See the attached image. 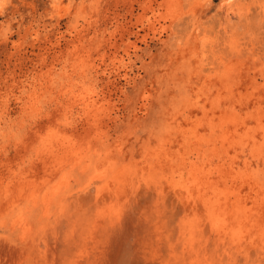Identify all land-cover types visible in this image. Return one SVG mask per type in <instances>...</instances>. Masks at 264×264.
Returning <instances> with one entry per match:
<instances>
[{
  "label": "rangeland",
  "instance_id": "obj_1",
  "mask_svg": "<svg viewBox=\"0 0 264 264\" xmlns=\"http://www.w3.org/2000/svg\"><path fill=\"white\" fill-rule=\"evenodd\" d=\"M2 2L0 264H179L190 230L201 264H264V0ZM215 145L236 176L203 190ZM226 195L249 254L210 231Z\"/></svg>",
  "mask_w": 264,
  "mask_h": 264
},
{
  "label": "bare ground",
  "instance_id": "obj_2",
  "mask_svg": "<svg viewBox=\"0 0 264 264\" xmlns=\"http://www.w3.org/2000/svg\"><path fill=\"white\" fill-rule=\"evenodd\" d=\"M233 1L234 0H227V2H224L225 3V6H227V5H230L231 3H233ZM224 6V7H225ZM3 8V2H2V0H0V10ZM241 8H239V10H240ZM228 10L230 11L231 9L230 8H228ZM230 14H234V11L232 10V11H230ZM208 59H209V57L208 56H204L203 58H202V60H201V64L202 65H209L208 64ZM255 66H256V64H255ZM254 69H255V67H254ZM258 72V71H257ZM261 76V75H260ZM263 97V96H262ZM262 99V98H261ZM257 100H259V99H255V102H254V100L252 99V100H249V102H250V104H251V106H252V108L254 109V111L252 112V113H249V114H251V115H256V118H257V114L259 115V114H261V116L263 117V114H262V112H260L261 111V107L260 106H263V105H261V102H259V101H257ZM75 101V100H74ZM248 106V105H247ZM219 117H220V119H221V121L222 120H224V119H226L225 118V115H226V113L220 108L219 109ZM232 114V115H231ZM229 118H228V121L226 122V124H225V126L224 127H220V128H222L223 129V131H224V137H223V139L221 140L222 141V143H221V145L224 143V142H226V141H229L231 138H232V136H233V134L234 133H236V132H238V131H242V133H244V134H247L248 135V124L246 123V121H244V120H241V121H238V119H237V116L238 115H236L235 114V109L234 110H232V112H230V114H229ZM257 121H258V123L261 125L260 127H258V132H259V138H261L262 140H263V145H262V147H263V149H264V131L261 133L260 132V130L261 129H263L264 130V122H263V118L262 119H259V117L257 118ZM261 121V122H260ZM210 123L211 124H214L215 122L214 121H210ZM229 123V124H228ZM262 123V124H261ZM255 124V123H254ZM233 127H232V126ZM223 126V125H222ZM231 126V127H230ZM213 127L215 128L216 127V125H213ZM233 128V129H232ZM237 136V135H236ZM216 138V137H215ZM211 140V139H210ZM217 141V140H216ZM180 142H181V140H180ZM198 142V144H197V147H198V149L200 150V147L202 148L204 145L206 146L207 145V141L205 140V139H203V138H201L200 140H198L197 141ZM215 142V141H214ZM250 142V141H249ZM216 143V142H215ZM211 144V143H210ZM226 144V143H225ZM195 147H196V145H194ZM193 146V147H194ZM215 147H216V145H215ZM217 148V147H216ZM216 148H213L214 150L212 151V152H214V156H213V159H217V162L218 163H213L214 161L213 160H211V167H213V172L211 171L210 173H209V176L206 178L207 179V181L204 183V184H202V186H203V190H207V189H209V188H212L213 186H215V185H217V182H219L218 183V185H220V180H225V179H230V177H232V178H235V173L234 172H232V173H230V177H228L227 178V175H225V167L229 164V162H231L230 161V159L228 158V155H224L223 154V152H217V150H219V147L216 149ZM221 149V148H220ZM196 150V149H195ZM220 151V150H219ZM166 152V151H165ZM168 152V151H167ZM199 152H202V151H199ZM233 152V151H232ZM62 153V152H61ZM211 153V152H210ZM226 153V152H225ZM73 154V153H72ZM190 154H191V152H190ZM194 154V153H193ZM202 154V153H201ZM163 155H165L164 153H163ZM203 155V154H202ZM240 155V154H239ZM186 156V155H185ZM165 157V156H164ZM175 157V156H174ZM202 157V156H201ZM74 158V157H73ZM169 158V157H168ZM51 159V158H50ZM54 159V158H53ZM182 160V159H181ZM165 161V160H164ZM163 161V162H164ZM178 161V160H177ZM184 162H186V161H184ZM165 163V162H164ZM170 163V162H169ZM181 163V162H180ZM196 163V162H195ZM234 163H232V165H233ZM193 166V165H192ZM183 167V166H182ZM198 169V168H197ZM198 172V171H197ZM227 172V171H226ZM176 173V172H175ZM239 173V172H238ZM194 174V173H193ZM197 174V173H196ZM211 174H218V178H217V180L216 179H213V177H211L210 175ZM199 175V174H198ZM205 175V174H204ZM229 175V174H228ZM216 177V176H215ZM250 177V176H249ZM198 178V177H197ZM246 178V177H245ZM242 179V178H241ZM254 179V178H253ZM252 179V180H253ZM256 179V178H255ZM227 180H225V182H227ZM235 180V179H234ZM239 180V179H238ZM247 180H249V179H247ZM251 180V181H252ZM231 181V180H230ZM246 181V180H245ZM250 181V180H249ZM253 182V181H252ZM251 183V182H250ZM259 183V182H258ZM178 184V183H177ZM223 184V183H222ZM221 184V185H222ZM240 184V183H239ZM29 185V184H28ZM33 185V184H32ZM179 185V184H178ZM220 185V186H221ZM227 185H228V183H227ZM241 185V184H240ZM249 185V184H248ZM200 186H201V183H200ZM32 187V186H31ZM251 187V186H250ZM255 187H257V186H255ZM261 187V186H260ZM217 188H219V187H217ZM216 188V189H217ZM252 188V187H251ZM258 188V187H257ZM200 189H201V187H200ZM236 190H238V189H236ZM257 190V189H256ZM176 191H178V190H176ZM201 191V190H200ZM207 192V191H206ZM223 192V191H222ZM225 192V191H224ZM231 192V191H230ZM182 193H184V192H182ZM212 193V192H211ZM252 193V192H251ZM257 193V192H256ZM259 193V192H258ZM206 194V193H205ZM237 195H238V193H236ZM183 195H185V193L183 194ZM188 195V194H187ZM220 195V194H219ZM218 195V196H219ZM229 195H231L232 196V193L230 194L229 193ZM251 195V194H250ZM262 195V194H261ZM163 196V195H162ZM180 196V195H179ZM189 196V195H188ZM218 196H215V200L213 201V203L211 202V203H204V206L205 207H207L208 209H209V212H211V213H216L217 212V216H218V218L216 219V220H214V221H212V226L210 227V231H214L215 233H217V235H215V236H217L218 238H217V240L216 241H218L219 243H220V245H221V247L224 245V247H223V252L225 253V254H230L231 253V250H233V249H237V251H240V250H242V252H244V253H247V254H249V252H248V249H249V247H248V238H245V237H239V236H237V235H235L234 233H232L231 232V229H230V227L229 226H225V222H226V220H225V218H223V214L225 215V213H227L226 212V209H224L225 207H228V205L230 204V201H231V199H230V197L228 196V195H226L223 199H218ZM240 196V195H239ZM249 196V195H248ZM220 197H221V195H220ZM252 197V196H251ZM260 197V196H259ZM258 197V198H259ZM233 198H234V196H233ZM218 199V200H217ZM203 200V199H202ZM235 200H236V198H235ZM238 201V200H237ZM262 201V200H261ZM192 202V201H191ZM196 202H198V201H196ZM235 202V201H234ZM186 203V202H185ZM197 204H199V203H194L193 205L190 203V204H188V206L190 207V209H192L193 211H198L199 209H200V205L199 206H197ZM201 204V203H200ZM234 204V203H233ZM213 205V206H212ZM264 205V204H263ZM184 206V205H183ZM187 206V205H186ZM238 206V205H237ZM198 207H199V209H198ZM239 207V206H238ZM202 208V207H201ZM242 208V207H241ZM185 209H187V207L185 208ZM229 209V208H228ZM188 210V209H187ZM201 210V209H200ZM204 210V209H203ZM221 210H223V214H222V212H221V214L219 213V211H221ZM238 210V209H237ZM243 210V208L241 209V211ZM183 211V210H182ZM239 212H240V210H239ZM237 214H240V213H238V212H236ZM191 214V213H190ZM189 214V215H190ZM230 214V213H229ZM242 214H240V216H239V218H241L242 216H241ZM235 216H237V215H235ZM239 218H237V220L239 221ZM237 221V222H238ZM247 222V221H246ZM256 224V223H255ZM202 225V224H201ZM258 225L261 227V225L258 223ZM185 226V225H184ZM189 227V226H188ZM264 227V226H263ZM185 228H187V227H185ZM206 228V227H205ZM204 228V229H205ZM255 228H257L256 226H255ZM194 229V228H193ZM242 229V228H241ZM245 229V228H244ZM188 230V229H187ZM200 230V229H199ZM240 230V229H239ZM198 231V230H197ZM249 231V230H248ZM175 232V231H174ZM201 233L203 232L202 230L200 231ZM261 232V231H260ZM195 233H196V231H193V230H190V231H188V232H184L183 234H182V237H184V240H182V241H180L181 242V245H182V258L180 259V262H179V264H201L200 263V259H199V257H195V255L197 256V255H199L197 252L198 251H196V250H199L198 249V246H197V244H196V242H195ZM205 233V232H204ZM242 233V232H241ZM247 233V232H246ZM181 234V233H180ZM197 235V234H196ZM205 235V234H204ZM247 237V236H246ZM179 239V238H178ZM208 241V240H207ZM179 242V241H178ZM255 242V244H256V241H254ZM216 246V245H215ZM258 247H259V245H257ZM226 247V248H225ZM251 247H253V246H251ZM73 249V248H72ZM221 249V248H220ZM219 249V250H220ZM260 249V248H259ZM178 250V249H177ZM218 250V249H217ZM244 250V251H243ZM256 250V249H255ZM221 251V250H220ZM260 251V250H259ZM222 252V251H221ZM216 253H218V252H216ZM223 253V254H224ZM237 253V252H236ZM257 253H258V250H257ZM224 254V255H225ZM253 254V253H252ZM220 255H222V254H220ZM234 255H235V253H234ZM185 256V257H184ZM189 256V257H188ZM193 256V257H192ZM227 256V255H226ZM263 256H264V254H263ZM218 257H219V255H218ZM221 257V256H220ZM230 257V256H229ZM228 257V258H229ZM260 257V256H259ZM261 258V257H260ZM223 259V258H222ZM221 259V260H222ZM263 261H264V258L262 259ZM224 261V260H223ZM232 261V260H231ZM261 263V262H260ZM263 263V262H262Z\"/></svg>",
  "mask_w": 264,
  "mask_h": 264
}]
</instances>
